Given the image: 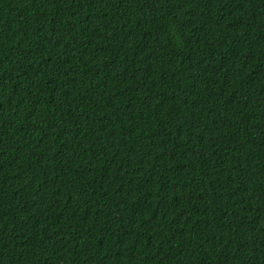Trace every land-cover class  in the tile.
Wrapping results in <instances>:
<instances>
[{"label":"trees","instance_id":"1","mask_svg":"<svg viewBox=\"0 0 264 264\" xmlns=\"http://www.w3.org/2000/svg\"><path fill=\"white\" fill-rule=\"evenodd\" d=\"M0 264H264V0H0Z\"/></svg>","mask_w":264,"mask_h":264}]
</instances>
